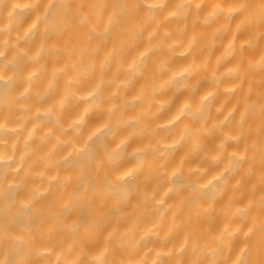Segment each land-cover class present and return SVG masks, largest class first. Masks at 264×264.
I'll return each mask as SVG.
<instances>
[{
  "label": "clouds",
  "instance_id": "9594fccd",
  "mask_svg": "<svg viewBox=\"0 0 264 264\" xmlns=\"http://www.w3.org/2000/svg\"><path fill=\"white\" fill-rule=\"evenodd\" d=\"M0 264H264V0H0Z\"/></svg>",
  "mask_w": 264,
  "mask_h": 264
}]
</instances>
